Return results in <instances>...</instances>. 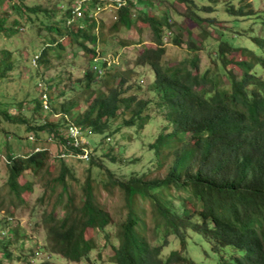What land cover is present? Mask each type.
Instances as JSON below:
<instances>
[{"label": "trees", "instance_id": "trees-1", "mask_svg": "<svg viewBox=\"0 0 264 264\" xmlns=\"http://www.w3.org/2000/svg\"><path fill=\"white\" fill-rule=\"evenodd\" d=\"M26 1L12 4V0H0L4 8L0 14V36L8 41L11 37L19 40L18 45L9 42V46H16L11 50L6 48L7 39L3 40L4 47L0 46V85L16 79L25 82L33 71L37 75L72 66L73 59L64 55L68 47H79L77 50L82 49L90 58L82 55L86 62L82 68L83 96L79 95V84H72L68 68L46 82L48 93L57 90L56 95L61 98V103L55 102L56 97L50 100V114L54 110L67 112L68 121L62 117L51 122L38 120L44 111L41 95L13 103L14 99L6 100L0 91V116L14 125H25V136L19 135L18 139L29 142L19 150L7 142L12 136L4 135L3 146L0 145V151L5 146L9 159L8 193L0 201L4 211L0 225L6 227V235L15 240L21 227L15 210L24 207L33 192L30 181L18 182L25 171L36 176L42 169L52 173L57 168L58 175L50 177L49 182L65 189L67 166L60 160L54 161L58 162L54 166L44 149L34 148L44 139L41 133H49L54 145L64 142L69 138L71 121L87 142L81 144L87 148V157L80 161L95 171L86 172L80 208L66 210L49 227L48 236L52 234L57 253L69 261H84L98 247L95 235L106 237V225H114V264H193L186 252L191 234L206 240L218 256L217 264H264V35L255 34L264 32V9L255 10L252 0H173L184 6V12L172 8L171 16H165L157 5L163 0H128L129 5L116 10V16L105 24L104 18H88L86 13L73 21L69 0H55L50 11L35 7L33 0ZM43 11L45 20L32 16ZM134 16L150 29L156 46L131 56L138 65L149 67L154 79L150 90L156 93L137 102L127 94L124 76L118 82L121 90L111 82L96 92L95 77L89 72L97 52L106 51L116 40L124 42L121 33ZM246 19L249 20L245 23ZM171 20H188L199 26L200 42L195 46L189 40L187 49H203L208 64L201 68L198 54L180 65L161 63L162 34L171 26ZM253 22L259 30L253 29ZM21 27L23 31L19 30ZM107 33L113 39L107 38ZM35 41L36 47L32 45ZM141 41L139 34L136 42L127 41L125 45ZM179 42L173 34L172 44ZM22 68L27 69L28 75L22 76ZM109 72L112 78V69ZM32 85L37 87V82ZM134 102L136 105L131 108ZM159 106L164 107L165 117L154 128L148 123L154 119L151 110H159ZM12 107L15 115H11ZM122 126H134L136 131L122 136ZM147 127L155 133L148 134L146 144L140 140L138 156L119 152L115 140L118 135L127 141L141 138ZM3 130L10 131L0 127ZM81 147L66 152L83 153ZM73 178L72 173L67 175V180ZM114 186L121 190L117 214L126 210V219L121 223L115 222L93 198L92 190L108 188L113 194ZM171 235L177 238L179 248L162 257ZM23 240L26 241L22 239V243ZM5 244L0 238V246ZM39 248L46 250L45 245L33 247L37 252ZM37 252L34 256H38ZM9 256V251L2 250L0 264ZM26 261L32 263L31 258Z\"/></svg>", "mask_w": 264, "mask_h": 264}, {"label": "rangeland", "instance_id": "rangeland-1", "mask_svg": "<svg viewBox=\"0 0 264 264\" xmlns=\"http://www.w3.org/2000/svg\"><path fill=\"white\" fill-rule=\"evenodd\" d=\"M21 1V0H20ZM30 0H27L28 2ZM152 1V0H151ZM33 2L36 4L35 7H40V9H45L47 11H50L51 8L55 7V4L57 1L55 0H33ZM160 2L157 4L161 11L163 12L165 16H171V10L172 8L176 9L178 12L183 13L184 12V6L182 4H179L178 2H174L173 0L168 1H158ZM166 2V3H164ZM253 7L255 10L259 11L261 9H264V0H252ZM12 4H21L19 0H12ZM1 9L3 8V4H0V14L2 13ZM153 10V9H152ZM151 10V11H152ZM140 12V10H139ZM14 12L12 13L13 17ZM114 14V11L111 7H109L108 11H105L106 21L105 24L109 23V17L111 18ZM33 17L37 16L38 18H42L45 20L47 16H45V12H38L37 14H32ZM6 16V20H7ZM37 18V19H38ZM40 20V19H38ZM175 20V19H174ZM246 19L245 23L247 22ZM171 26L164 31L162 34V41H163V51H162V58L161 63L164 66H174V65H180L182 63H186V58H189L190 56L194 54H198L200 60V67L202 68L206 64H208V55L203 49L201 48H194V49H187V44L189 40H191L195 46H197V43L200 42V33H199V26L186 20V21H169ZM205 25V24H204ZM206 26V25H205ZM258 28V24L256 22H253V29ZM19 30L23 31L24 28L21 27ZM259 30V28H258ZM99 31L103 32V29L99 28ZM211 33H213V30H211ZM261 33L264 35V32H255V34ZM139 34L142 38V41L140 43H130L125 45V42L132 41L136 42L139 39ZM173 34H175L176 37L180 39L179 43L172 44V38ZM121 36L123 38V43H120V40L114 41V43H111L110 47L106 51H99L103 55L104 58L110 63L115 62V60H119L121 62L120 66H117V64H113L111 66L114 67V70L112 72V78L110 77V72L107 73L106 76H102L99 79L94 78V85H95V91L97 92L99 89L103 87L104 84L109 85L111 82L116 86L118 90H121V87H119L118 82L122 76L125 78V86H126V92L129 95H133L135 97L136 102L139 100H143L145 98H152L153 94H156L154 91L150 90V85L153 82V78L149 75L150 69L147 66L144 65H138L137 61L134 57L131 58L133 55H139L143 49H154L155 44L152 42L153 38L150 33V29L148 27H144V25L139 21V17L134 16L131 17V24L126 27V29L123 30L121 33ZM32 37V36H31ZM107 38L113 39V35L110 33L106 34ZM8 41V38L0 36V46L3 48V40L7 39V49H13L16 46H9V42L12 43V45H18L19 40L17 37H11ZM24 38V37H23ZM114 39H117V35ZM34 42V41H33ZM32 42V45L36 47V44H38L37 41L35 43ZM23 44H25V40H23ZM75 44V42H72V46ZM76 46L68 47L66 53L64 55L68 56L69 59H73L72 66L66 67V66H60L61 68L58 71H49L46 72L49 76H56L57 72H62L66 68H68V71L72 73V76L74 77H80L82 67L86 64L84 61L85 56L88 59V56L90 58V54L80 53V50H77ZM122 52V53H121ZM121 53V54H120ZM119 55V56H118ZM102 57V58H103ZM100 56L94 57V60H98ZM72 68H75L74 70H71ZM23 69V75H28V71L26 68ZM26 72V73H24ZM67 73V72H66ZM65 73V74H66ZM12 81V80H11ZM65 81V80H63ZM34 82H37L39 86L34 87L32 84ZM43 83V78H41L38 74L35 75L33 71V76L25 82L19 81V79H16L12 82H6V84L0 85V91L3 92V98L6 97V100L14 99L13 103L27 100L33 96H36L41 89L40 85ZM80 97L84 95V90L79 92ZM158 99V98H157ZM90 98H88L86 101H89ZM136 102H134L131 105V108L135 107ZM78 108H81V104H77ZM178 107L175 104V108ZM16 109L12 107L10 109V112H14ZM49 112V110H47ZM47 111L41 114V117H37L38 120L45 119L47 122H51L57 118L56 115L49 114L47 118L44 116L46 115ZM152 111V114L154 115V119L150 122V125H153L154 128L156 125L160 124V119L162 112L161 109L157 110L155 107ZM36 114V113H35ZM167 124V123H165ZM0 127H5L7 129H10L9 135L12 133V136L18 137L19 135L25 136L24 129L26 128L25 125H14L11 122H6V120L0 116ZM7 130L0 131V145L3 146V140H5V132ZM136 131L134 126L126 127L122 126L120 129V134L122 136L126 134H134ZM143 133L140 135L141 138L133 137L130 141H127L123 138H120L118 135L115 140H117V149L119 152L126 153V155H134L138 156L140 154V140H143L146 143H148V134L155 133V130H150L149 127L143 129ZM150 132V133H149ZM153 137V135H152ZM11 144V142L7 141ZM41 146L51 148L52 145L49 141V133L48 136L40 141ZM12 144L14 146H17L19 150H21V145H27L29 142L24 139L21 142L18 138H15L12 141ZM5 149V146H4ZM57 152V151H55ZM54 152V153H55ZM59 152V151H58ZM57 152V153H58ZM62 163L67 166L68 174L72 173L74 175V178L72 180H67L66 175V187L65 189L62 188L60 184H56L52 186V184L49 182V178L52 176L58 175V169L56 168L52 173H49L47 170H43L40 172V174L33 176L28 171H25L22 175V177L19 178L18 182L20 184H23L25 182H31V185L33 187V192L28 197L26 205L22 207L21 209L15 210V217H20L21 220V227L18 234H15V240L12 238L11 235L9 237H4V242H7V251L10 252V256L6 258L3 263L4 264H10L12 261V264H27V259H32L31 264H114L111 262V254L112 246L117 244V240L115 238L116 233V226L106 225V233L107 236L105 237L104 234L95 235V239L97 240L98 247L90 252L88 256L84 259V261L80 262H73L67 260L65 257H63L61 254L57 253L54 250L53 242L55 241L53 239L52 234L48 236L49 234V227L53 223L54 220H56L58 217L64 216L65 211H76L80 208V206L83 203L84 194L85 191H83V183L86 179V172L89 170V173H93L95 170L88 168L87 165H84L83 162H77L76 158L73 156H65L61 157ZM50 160L52 161V164L54 166L57 165L58 162H54L57 159L56 155H52L50 157ZM8 165H6L2 159L0 158V201L3 197H7L8 193ZM47 182V183H46ZM109 191L111 189H104L100 188L98 190H92L93 192V198L94 201L97 202L101 207H104L105 211H107L110 215V217L115 221H119V223L123 222L126 219L125 212L126 210L123 208L120 213L117 214V209L121 204V190L117 187H113L114 193L111 194ZM21 207V206H20ZM3 208V207H2ZM0 207V223L2 222V214L3 210ZM1 227V225H0ZM48 236V240L45 242V239ZM22 239H26V241ZM155 244H158V242H154ZM23 246V249H21V245ZM35 244L38 245H45L46 250L39 248V252L37 250L34 251L33 247ZM53 247V248H52ZM179 248V242L177 238L173 235L170 236V243L167 247L163 248V252L161 254L162 257H165L171 250L178 249ZM28 250L31 251L29 254ZM230 250V249H227ZM34 252H37L38 256H34ZM45 252V253H44ZM186 252L189 255V257L192 259L193 264H217L218 256L216 253L212 252L209 248L208 243L206 240L199 234H191L188 245L186 248ZM33 253V254H32ZM56 253V254H53ZM49 255V258H46L45 256ZM17 262H16V260Z\"/></svg>", "mask_w": 264, "mask_h": 264}, {"label": "clouds", "instance_id": "clouds-1", "mask_svg": "<svg viewBox=\"0 0 264 264\" xmlns=\"http://www.w3.org/2000/svg\"><path fill=\"white\" fill-rule=\"evenodd\" d=\"M68 2L72 6V11H73V14L75 15L73 21L75 19H77V18H82L85 13L87 14L88 18L89 17H92L93 19H96V20H100L101 18H104L106 20L105 11L106 12L108 11L109 0H107V1H105V0H69ZM97 6L100 7V9H99L100 11L96 9ZM77 11H79V13H80L79 15L76 14ZM114 15L116 16V11H114L113 16L111 17L112 19L114 18ZM69 22L70 21L68 20L67 21V24H69ZM134 44H136V43H134ZM80 53H82L81 50H80ZM97 54H98V56H100V58L98 60H94L93 63L90 65V68H89V72L92 73L96 79H99L102 76H104V74H107V71L109 69H112V71H113L114 70V67L111 66V65H113V64H117V66H120L121 65V62L119 60H115V62H110L109 63L106 60V58L103 57L102 54H99V52H97ZM36 56H34V58H36ZM72 69L73 68L71 67V70ZM46 72H44V73L43 72H40L38 74L41 78H43V83H41V85H40L41 89L39 90L37 96L41 95V97L43 99V102H42L43 103V108H44L43 113L45 111L49 110V112L47 111V113H46V115H47V114H50L52 112V107H51V103L52 102H50V100L56 97V101L55 102L56 103H61V98L57 97V95H56L57 94V90H56V92H53L51 95L46 90V82L50 78V76L47 75ZM83 79H84V77H83V71H81V76L80 77H74V76H72V84H74L75 86H77L79 84V92H81L82 90H84V80ZM37 86H39V84H37ZM159 109H161V112H162L161 118H164L165 117V109H164V107L159 106ZM15 114H16V111H14V112L11 113V115H15ZM46 115L44 117H46ZM53 115H56L57 116L56 119L62 117V119H66V121L70 120L69 115H68L67 112L60 113V112H56L54 110L53 111ZM143 116H144V120H145L146 113ZM151 121L152 120H149V123H148L149 125H150V122ZM70 122L71 121H69V123ZM8 133L9 132H7L5 135H7L8 137H11L13 132H10L11 133L10 135ZM32 136H29V139L30 140H32ZM40 136H43L45 138V136H48V135H45L44 136V134L41 133ZM13 137L14 136H12L8 141L9 142L10 141L12 142L15 138H18V137H15L14 139H12ZM49 138H50L49 141H50V143L52 145L51 148L43 147L41 145H36L35 148H34V150L35 151H39L41 149H44L49 158L52 157V155H56L57 156V159L60 160V161H62L61 156H59L58 153L59 152H66V150L68 151L71 148V146H67V144H68L66 142L67 139L64 142L60 141V143L58 145H54L56 143L54 142V140L51 138L50 135H49ZM12 147H14L13 144H12ZM55 151H57V152L59 151V152L57 153ZM83 152H84V150H83ZM66 153H68L69 156H73L69 152H66ZM73 157L76 158L77 162H81L80 161L81 157H77V156H73ZM0 158L2 159V161L6 165L8 164V160L9 159H8L7 154L5 153V149L2 150V151H0ZM58 160H55V161H58ZM6 233H7L6 232V227L1 226L0 227V238L8 237L6 235ZM5 247L8 248V246L6 244H5V246H2L1 245L0 246V252L2 250H4ZM47 258H49V255H47Z\"/></svg>", "mask_w": 264, "mask_h": 264}, {"label": "built area", "instance_id": "built-area-1", "mask_svg": "<svg viewBox=\"0 0 264 264\" xmlns=\"http://www.w3.org/2000/svg\"><path fill=\"white\" fill-rule=\"evenodd\" d=\"M127 1L128 0H109L108 9H109V7H111L114 11L120 10V8L129 5V4H127ZM130 1L136 2V0H130ZM96 9L99 10L100 7L97 6ZM133 10L134 9L132 8V12H133ZM76 14L79 15L80 14L79 11H77ZM70 124H71V127L69 129V135H68L69 138L66 137V139H67L66 142L68 143L67 146H71V148H77V147H81V144H83L84 142L87 144L84 137H80V136H83L82 135L83 132L79 131L78 130L79 128L77 126L73 125L72 122H70ZM70 138H72V139H70ZM81 149L84 150L83 153H81V152H77L76 154L73 152H69V153L73 156L86 158L87 157V150H86L87 148L84 146V147H81ZM58 155L61 157L69 156V154L66 152H59Z\"/></svg>", "mask_w": 264, "mask_h": 264}, {"label": "crops", "instance_id": "crops-1", "mask_svg": "<svg viewBox=\"0 0 264 264\" xmlns=\"http://www.w3.org/2000/svg\"><path fill=\"white\" fill-rule=\"evenodd\" d=\"M75 68H73L72 70H74Z\"/></svg>", "mask_w": 264, "mask_h": 264}]
</instances>
